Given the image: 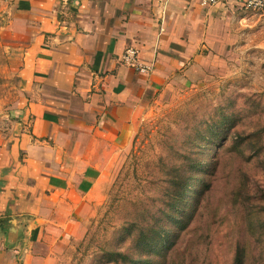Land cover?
<instances>
[{
	"label": "crops",
	"instance_id": "obj_1",
	"mask_svg": "<svg viewBox=\"0 0 264 264\" xmlns=\"http://www.w3.org/2000/svg\"><path fill=\"white\" fill-rule=\"evenodd\" d=\"M0 1L15 94L0 113V264H58L83 234L102 152L129 140L177 73L206 70L247 11L244 0ZM127 48L149 73L122 64Z\"/></svg>",
	"mask_w": 264,
	"mask_h": 264
},
{
	"label": "rangeland",
	"instance_id": "obj_2",
	"mask_svg": "<svg viewBox=\"0 0 264 264\" xmlns=\"http://www.w3.org/2000/svg\"><path fill=\"white\" fill-rule=\"evenodd\" d=\"M245 10L206 70L177 73L129 140L102 152L83 234L58 264H167L170 251L172 264H233L237 248L244 264H264V17ZM5 41L0 113L15 96ZM151 235L160 247L144 250Z\"/></svg>",
	"mask_w": 264,
	"mask_h": 264
},
{
	"label": "built area",
	"instance_id": "obj_3",
	"mask_svg": "<svg viewBox=\"0 0 264 264\" xmlns=\"http://www.w3.org/2000/svg\"><path fill=\"white\" fill-rule=\"evenodd\" d=\"M221 2L222 0H199V4L203 7L214 6ZM243 7L256 12H264V0H244ZM121 61L123 65L141 74H147L150 71V67L140 61L138 52L134 48H127L121 56Z\"/></svg>",
	"mask_w": 264,
	"mask_h": 264
},
{
	"label": "trees",
	"instance_id": "obj_4",
	"mask_svg": "<svg viewBox=\"0 0 264 264\" xmlns=\"http://www.w3.org/2000/svg\"><path fill=\"white\" fill-rule=\"evenodd\" d=\"M202 190H203V192L205 194V192L207 191V183L206 182H204L202 184ZM260 193H263V195H264V190H260ZM177 200L180 202L179 199H177ZM262 200L264 201V197L262 198ZM177 205L178 204H175V206H177ZM196 208L198 210L197 206H196ZM155 228H156V230H161V229H163V225L160 224L158 226H155ZM147 241H149V242H147ZM145 242H146V244L148 243V245H145L146 248H144V250H148L149 248L150 249L153 248V250H157L160 247V245H155L156 244L155 242H157L156 235H153V236L151 235V237H149L148 239H145ZM171 255H172L171 251L169 252V254L165 255V261H166L167 264H172L173 263V260L170 261V259H169ZM243 258H244V251L242 249H240V248H237V250L235 252V255H234V258H233V264H244ZM146 260H148V259H146ZM146 260H143L142 262L146 263Z\"/></svg>",
	"mask_w": 264,
	"mask_h": 264
}]
</instances>
